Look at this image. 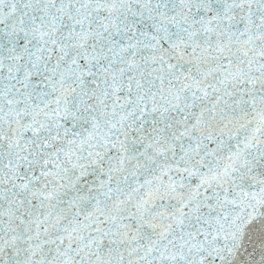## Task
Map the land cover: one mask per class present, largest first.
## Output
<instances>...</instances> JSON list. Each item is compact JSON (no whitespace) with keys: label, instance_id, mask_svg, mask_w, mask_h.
Masks as SVG:
<instances>
[{"label":"water","instance_id":"water-1","mask_svg":"<svg viewBox=\"0 0 264 264\" xmlns=\"http://www.w3.org/2000/svg\"><path fill=\"white\" fill-rule=\"evenodd\" d=\"M0 264H264V0H0Z\"/></svg>","mask_w":264,"mask_h":264}]
</instances>
